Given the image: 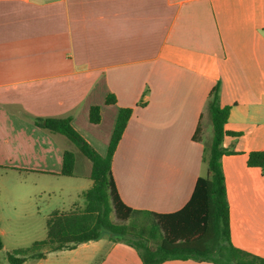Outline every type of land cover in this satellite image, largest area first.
Instances as JSON below:
<instances>
[{"label":"crops","instance_id":"obj_1","mask_svg":"<svg viewBox=\"0 0 264 264\" xmlns=\"http://www.w3.org/2000/svg\"><path fill=\"white\" fill-rule=\"evenodd\" d=\"M216 87L221 107H231L226 130L241 134L223 142L235 152L222 158L232 242L264 258V174L247 164L264 151V0H0V173L39 180L40 194L56 179V210L84 205L92 162L76 155L74 174L60 175L64 151L74 149L35 118L70 117L105 156L119 110L133 108L112 162L118 193L133 209L170 214L207 175ZM109 95L116 103L106 104ZM3 218L0 207V236ZM23 264L144 263L104 236Z\"/></svg>","mask_w":264,"mask_h":264},{"label":"trees","instance_id":"obj_2","mask_svg":"<svg viewBox=\"0 0 264 264\" xmlns=\"http://www.w3.org/2000/svg\"><path fill=\"white\" fill-rule=\"evenodd\" d=\"M116 103L114 95L106 104ZM213 125V138L204 154L207 175L195 185L191 199L181 210L160 214L133 209L118 193L112 175V162L120 141L133 114V108H121L105 156L100 155L72 126L70 117L35 118V124L53 135L62 134L76 143L92 162V187L84 194V205L68 210L53 211L47 218L46 237L35 241L30 248L7 252L10 264H23L29 259H41L47 253L72 250L77 246L102 239L105 235L134 248L144 264H162L170 260H193L211 264H264V258L237 248L231 238L230 204L226 177L222 166L225 155L235 154L223 147L228 132L225 125L231 107H221L218 88L208 101ZM101 108L90 109L92 124L101 122ZM201 119L195 141H200ZM247 164L258 167L264 174V151H253ZM76 154L64 151L60 175L72 176ZM24 172L27 170H18ZM3 245L0 241V249Z\"/></svg>","mask_w":264,"mask_h":264},{"label":"rangeland","instance_id":"obj_3","mask_svg":"<svg viewBox=\"0 0 264 264\" xmlns=\"http://www.w3.org/2000/svg\"><path fill=\"white\" fill-rule=\"evenodd\" d=\"M68 140L69 147L74 149L77 157L81 156L90 162L82 155L78 145ZM46 180L49 185L46 189L50 192L40 194L42 184L39 180H24L16 174L0 173V207L4 217L3 227L7 229V234L0 236L3 245L0 264L6 263L7 252L30 248L35 241L46 237L47 218L62 205L59 194L61 184L56 179Z\"/></svg>","mask_w":264,"mask_h":264},{"label":"built area","instance_id":"obj_4","mask_svg":"<svg viewBox=\"0 0 264 264\" xmlns=\"http://www.w3.org/2000/svg\"><path fill=\"white\" fill-rule=\"evenodd\" d=\"M26 1H40V0H26Z\"/></svg>","mask_w":264,"mask_h":264}]
</instances>
